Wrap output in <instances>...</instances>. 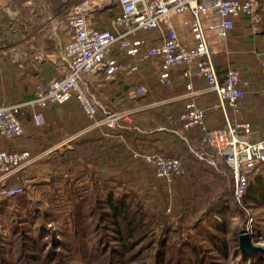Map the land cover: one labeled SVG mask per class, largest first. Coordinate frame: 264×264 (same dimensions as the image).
Masks as SVG:
<instances>
[{"label":"built area","instance_id":"obj_1","mask_svg":"<svg viewBox=\"0 0 264 264\" xmlns=\"http://www.w3.org/2000/svg\"><path fill=\"white\" fill-rule=\"evenodd\" d=\"M258 7L255 0H93L69 7L63 28L65 42L60 51L62 76L37 84L29 101L0 104V136L12 144L10 150H0L2 195L21 191L7 189L6 182L34 160L30 151L17 145L25 137L19 118L24 110L39 129L46 125L47 109L75 101L88 122L82 133L99 130L103 134L106 129H118L120 121L134 111L102 110L88 83L100 74L110 79L137 72L140 65L152 62L163 85L172 87L179 82L185 86V92L175 98L184 103L182 113L174 119L181 125L178 137L190 145L183 133L196 131L199 145L225 160L235 178V201L241 204L250 177L264 163V138L248 139L252 124L239 119L247 84L235 68L220 75L216 58L227 54L229 33L240 19L257 21ZM60 18L50 16L48 21L56 28ZM197 81H204L206 88H195ZM262 92L264 95V89ZM204 94L216 95V107L225 120L223 127L212 129L206 124V110L199 103ZM129 95L133 99L145 98L148 89L143 85ZM168 119L173 120L171 116ZM195 157L210 165L215 163L203 153H196ZM134 158L153 168L158 179L171 182L184 174L178 157L137 151Z\"/></svg>","mask_w":264,"mask_h":264},{"label":"crops","instance_id":"obj_2","mask_svg":"<svg viewBox=\"0 0 264 264\" xmlns=\"http://www.w3.org/2000/svg\"><path fill=\"white\" fill-rule=\"evenodd\" d=\"M74 1L0 0V104L13 105L29 101L34 97L37 84L47 83L52 78L62 76L64 67L60 60V51L65 42V13ZM255 1L259 6L257 21L253 23L245 18L240 19L236 28L229 33L227 54L216 58L220 75H224L228 68H235L247 84L239 119L252 124L254 140L264 138V0ZM50 16L61 17L56 28L48 21ZM130 62L134 63L133 60ZM143 85L147 87L148 95L145 98H131L130 91ZM88 87L99 101L102 110L134 111L132 115L137 118L148 117L152 122L161 119L162 115L167 119L170 116L176 119L183 111L184 103L175 101V98L185 92V86L179 82L172 87L163 85L152 62L140 65L137 72L120 74L110 79L100 74L88 83ZM195 88L205 89L206 83L197 81ZM217 102L215 94H204L199 98L200 105L206 110V124L212 129L225 125L224 116L216 107ZM230 115L234 118L232 112ZM46 117V125L35 132L38 128L34 127L29 112L24 110L20 115L26 135L23 140L28 145L40 143L39 145L47 150L43 153L48 159L46 162L54 157V153H58L60 156L57 160L60 163L64 155L69 151L73 152L75 145L80 141H95L106 135L107 131L119 132L122 134L120 140H124L128 145L131 142L129 132L125 128L106 129L103 134L99 130L82 133L88 122L75 101L47 109ZM164 130L170 132L167 128L158 131ZM77 134L81 135L73 138ZM115 136L109 137L111 142ZM150 139L143 140L144 143H135L139 149L136 151L164 152L171 155L170 147L166 142H162L165 141L164 137L159 134ZM11 145V142L0 136V150H10ZM170 145L175 148L174 144Z\"/></svg>","mask_w":264,"mask_h":264},{"label":"trees","instance_id":"obj_3","mask_svg":"<svg viewBox=\"0 0 264 264\" xmlns=\"http://www.w3.org/2000/svg\"><path fill=\"white\" fill-rule=\"evenodd\" d=\"M113 135L116 136L111 142L109 137ZM121 136L122 134L120 135L119 132L107 131V134L95 140L96 142L83 139L75 145L73 152H67L63 160L47 172L51 181L50 185L54 186L56 182H63L62 187L56 186L58 195L56 199L59 198L68 205H72L70 213H72L73 221L70 224L76 234L82 236V240L88 239L85 246L90 247L91 257L82 256L86 263L81 264H95L97 258H105L107 264H131L138 253L134 254L137 243L143 236V222L148 213L138 194L136 197L135 193L128 194L122 190L123 194H116L117 183L126 184L132 179L129 170H127L132 164L127 165L122 158L125 155L130 157V147L124 140H120ZM86 154H97V160L103 164L106 163V160H120L119 164L122 165V168H115L114 170L120 169V171L114 172L108 168L89 166L87 159L94 157L88 156V158ZM259 167L260 171L250 177L244 201L246 204L252 203L254 207L261 210L258 223L259 231L256 235L264 238V163L259 164ZM85 176L91 185L89 189L76 185L77 180ZM252 177L257 178L253 179ZM19 178L18 175L16 181L19 182ZM143 178L144 181H149L150 178L158 181L155 172H151L150 176L145 175ZM253 182L254 184H252ZM19 183V186L16 187L13 185L12 179H9L7 189H20L21 191L10 197L0 196V205H4L6 202L10 203L14 199H20L21 203L23 202L26 187L23 186L22 181ZM228 194L229 192L226 191L221 196H217L209 203L206 214L193 220L194 225L187 228L193 231L189 238H184L182 235V227L178 230H171L168 225L159 246L161 248L158 249L155 258L157 264L165 262H167L166 264H226L225 261L231 248L235 258L233 263L240 261L241 264H262L260 254H245L241 251L238 242L227 240L226 236L235 225L231 224L230 220H235L240 216V209L235 199L228 197ZM129 195L135 197L130 202H128ZM133 204L137 205L136 209H132ZM26 208H28L27 203ZM36 208L38 209V219L30 220L33 222L36 219L37 228L33 230L37 236L33 238L26 225L20 223L13 225L9 236L3 238L0 235V264H42V262L54 264V255L57 253L55 251L64 253V259L71 257V252L75 248H71L68 241L60 238L65 231L60 229V236L55 235L56 223L61 222L62 224L63 222V225L67 226L66 216H60L56 210L51 212L40 207ZM218 218L222 219L221 224L218 222ZM173 231H177L179 240L169 245L167 233ZM219 235L224 236L220 237ZM50 241L54 245L55 251L47 252V244ZM205 241L211 244L210 255L203 252ZM79 245L75 246L76 249L80 247ZM80 250L82 251V248ZM170 250L175 251V256L169 258ZM172 259L174 260L171 263ZM247 261L249 262L247 263ZM67 263L69 264V262Z\"/></svg>","mask_w":264,"mask_h":264},{"label":"rangeland","instance_id":"obj_4","mask_svg":"<svg viewBox=\"0 0 264 264\" xmlns=\"http://www.w3.org/2000/svg\"><path fill=\"white\" fill-rule=\"evenodd\" d=\"M87 1L90 2L93 0H75L73 5H82ZM160 118L161 119L152 122L148 117L137 118L134 115H130L129 118H124L119 123V129H127L130 135L129 141L133 143L131 144L130 142V145H128L130 147V157L128 158L126 155L122 157L123 161H125L127 165L132 164V166L128 169L126 167V169L129 170V175L132 176V179L126 182V184L117 183L115 191H117L116 194L118 195H120L122 191L127 192L128 194L135 193L136 197L138 194L140 201L144 204L143 206L148 213L143 222V236L138 241L137 249L134 252V254L138 252L135 255V259H137L136 261L134 259L131 264H157L155 258L158 249L161 248L159 246L162 243V239L168 225L171 227V230H178L182 227V235L184 238H189L190 233L193 231L187 228L194 225L193 220H196L206 214L209 203L212 200H215L217 196H221L226 191L229 192L227 195L228 197L234 198L233 190L235 188V178L231 168L225 160L222 157L217 156L212 149L202 148L199 145V134H196L195 132L183 133L184 137L191 142L190 145L186 144L177 135V132L181 133L179 122L176 123L174 119L169 121V119L164 118L163 115ZM164 128L170 129V132L165 130L158 131L159 129L163 130ZM34 131H39V129H35ZM159 134L161 137L165 138V141L163 140L162 142H166L167 146L170 147L171 155L178 156L183 161L184 174L175 178L171 182L158 178V181L151 180V178L149 181H144L143 177L145 175L150 176L151 172H154V169L146 165L144 162L134 158L135 153H137L136 150H139L136 145L139 144V141L144 143L145 141L143 140L149 141L151 140L150 137L157 136ZM248 139L254 140L252 136H249ZM39 144L40 143L37 142V144L28 145L25 140H19L17 142L18 148L30 151L34 160L30 166L19 171L15 176L10 178V180L12 179L13 181V185L16 187H18L20 184L19 182L22 181L23 186L26 187V194L22 203L20 199H14L10 203L6 202L4 205H0V235L3 238H6L7 235L9 236L13 225L15 226V224L20 223L26 225L27 230L30 231L29 234L35 238L37 233L33 229L37 228V223L35 222L36 219H34L33 222L30 219H38L39 215L36 207H40L43 208V210L51 212L56 210L60 216H66L65 220H67V226L65 227L63 222L62 224L61 222L59 224L56 223L55 235L58 237L60 236V229L65 231V235L61 234L62 237L60 238L68 241L71 245L70 247L75 248V250L71 252V257L69 256L64 259V253H61V251H55V247L50 241L47 244V252L51 250L57 252L54 255V264H66L67 262H69V264L86 263L82 256L85 255V258L91 257V254H89L90 247L85 246V244L88 243V239L85 238L82 240V236L76 234L70 224V222L73 221V219H71L72 213H70L72 210L70 209V206L72 205H68L66 202H63V200H59V198L56 199V197H58L56 186L62 187L64 184L63 182H56V185H50L51 181L47 175L48 170H51L58 165L57 157H59L60 154L54 153L58 151L53 149L54 157H52L49 162H46L48 159L44 157L43 153L47 150H44L45 148L41 147ZM170 144H174L175 148H172ZM193 151H195V155L197 153L199 156L203 153L205 158H208L211 162L215 163H211L210 165L208 161L202 162L195 157ZM162 153L164 154V152ZM165 154L168 155V153ZM88 156L95 158L87 159L89 166L108 168L110 171L113 170L114 172L120 171L122 168V165L119 164L120 160H106V163L103 164V162L97 160V154H86V157ZM115 168L120 169L114 170ZM18 175L20 177L19 182L16 181ZM252 178L255 179L257 177ZM252 184H254V182ZM76 185L81 186L82 188L86 187L87 189L91 186L89 185V179L86 176L78 179ZM2 190L3 188L0 186V196L5 197L1 193ZM133 197L134 196L129 195L128 202H130ZM2 201L5 200L2 199ZM26 203L28 204V208H26ZM237 206L240 209V216L235 220H230V223L232 222L231 224L235 225L233 230L226 236L227 240L231 242H233V240L234 242H238L241 249V237L245 234H250L251 237L249 242L251 245L261 247L263 249L262 251L252 255L260 254L261 263L264 264V238L256 235L259 231L258 223L259 217H261V210L254 207L252 203L246 204L244 199L241 204H237ZM136 207L137 205H132V209H136ZM221 220V218H218V222L220 224ZM176 232L177 231L167 233V241L169 242V245L179 240ZM68 236L69 238H67ZM77 245L80 246L78 247L79 249H76L75 246ZM81 248L82 251L80 250ZM241 251L243 252L242 249ZM203 252H206L208 255L212 252L211 244L208 241H205ZM229 252V256L225 263L241 264L240 261L233 263L235 258L233 257L232 248L229 249ZM168 253L170 255L168 256L169 258L175 256L174 250H170ZM173 260L174 259L170 260V262L172 263ZM95 261V264H107L105 258H97ZM248 262L249 261H247V263ZM166 263L167 262L164 264ZM42 264H46V262H42Z\"/></svg>","mask_w":264,"mask_h":264},{"label":"water","instance_id":"obj_5","mask_svg":"<svg viewBox=\"0 0 264 264\" xmlns=\"http://www.w3.org/2000/svg\"><path fill=\"white\" fill-rule=\"evenodd\" d=\"M250 237H251L250 234H245L241 237V249L243 250V252L245 254L251 255V254L262 251L263 249L261 247L251 245V243L249 242Z\"/></svg>","mask_w":264,"mask_h":264}]
</instances>
